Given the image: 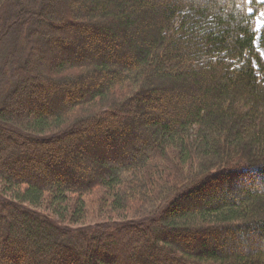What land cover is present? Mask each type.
<instances>
[{"label":"trees","instance_id":"obj_1","mask_svg":"<svg viewBox=\"0 0 264 264\" xmlns=\"http://www.w3.org/2000/svg\"><path fill=\"white\" fill-rule=\"evenodd\" d=\"M263 10L0 0V264H264Z\"/></svg>","mask_w":264,"mask_h":264},{"label":"rangeland","instance_id":"obj_2","mask_svg":"<svg viewBox=\"0 0 264 264\" xmlns=\"http://www.w3.org/2000/svg\"><path fill=\"white\" fill-rule=\"evenodd\" d=\"M262 1H264V0H262ZM263 24H264V10L262 11L261 15L257 18V23H256V25H257L258 30L261 28V26H262ZM79 45H80V40H79ZM79 45H78V46H79ZM110 49L113 50L112 45H110V48L107 49V50H105L104 52L107 53V51L110 50ZM66 51H67V50H66ZM260 52H261V55H262V57H263V59H264V47H261V46H260ZM67 53H68V52H67ZM68 54L71 56L72 53H68ZM100 54H101V56L104 55L103 52H101ZM75 85H77V86H81L80 83H77V84H75ZM161 105H162V108H164V107L167 106V103L165 102V100H162ZM1 145H2V144H1ZM240 175H241V177H245L244 180H245V179H246V180L248 179V176H247L246 174H240ZM218 180H219V179H217V183H216V181H214V182L216 183V185H215L216 187H217V184L219 183ZM231 181L234 182L235 179H231ZM247 181H248V180H247ZM230 186H233V185H230ZM220 187H221V183L218 185L217 188H220ZM209 189H212V188H211V185H210ZM210 191H211V190H210ZM92 210H93V207L90 206V209H89V216H88L87 220L85 221L84 225H92V224H94V223H98V222H101V221H102V219L99 218V217H97V216L95 215V213H92ZM72 228H73V227H72ZM258 243H260V241H257V240L254 239L253 237H252L251 239H249V244H250V245H256V244H258ZM186 245H187V244H186ZM158 256H159V255H158ZM161 258H163V257H160L159 259H161ZM162 260H163V259H162ZM162 264H163V263H162Z\"/></svg>","mask_w":264,"mask_h":264}]
</instances>
